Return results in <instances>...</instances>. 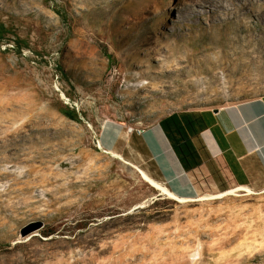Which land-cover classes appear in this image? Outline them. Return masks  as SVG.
<instances>
[{
  "label": "rangeland",
  "instance_id": "rangeland-1",
  "mask_svg": "<svg viewBox=\"0 0 264 264\" xmlns=\"http://www.w3.org/2000/svg\"><path fill=\"white\" fill-rule=\"evenodd\" d=\"M194 1L0 0V264H264L263 191L179 202L97 147L264 95V16Z\"/></svg>",
  "mask_w": 264,
  "mask_h": 264
},
{
  "label": "crops",
  "instance_id": "crops-1",
  "mask_svg": "<svg viewBox=\"0 0 264 264\" xmlns=\"http://www.w3.org/2000/svg\"><path fill=\"white\" fill-rule=\"evenodd\" d=\"M215 110L161 119L180 118L199 156V166L191 169L181 164L161 120L140 135L106 124L98 139L105 151L127 159L178 198L193 201L238 187L264 192V95Z\"/></svg>",
  "mask_w": 264,
  "mask_h": 264
},
{
  "label": "trees",
  "instance_id": "trees-1",
  "mask_svg": "<svg viewBox=\"0 0 264 264\" xmlns=\"http://www.w3.org/2000/svg\"><path fill=\"white\" fill-rule=\"evenodd\" d=\"M9 29L4 24H0V45L8 40ZM16 47L24 46L20 39L13 40ZM60 112L70 120L81 122V119L75 110L69 106H62ZM160 126L170 141L177 157L185 169H191L199 166V156L195 151L185 128L182 126L180 118L175 114L160 121Z\"/></svg>",
  "mask_w": 264,
  "mask_h": 264
},
{
  "label": "bare ground",
  "instance_id": "bare-ground-1",
  "mask_svg": "<svg viewBox=\"0 0 264 264\" xmlns=\"http://www.w3.org/2000/svg\"><path fill=\"white\" fill-rule=\"evenodd\" d=\"M248 4H244L243 6V10L247 13H249L252 16H264V3L262 4H256L255 1H264V0H247ZM218 3V0H200L198 1H194L190 4V6H198V7H210L214 4ZM255 13V15H254ZM113 155H116L117 157H120L119 155L112 153ZM142 172V171H141ZM142 176L146 182H148L153 188H155L157 191H159V193L163 196H166L169 199H173L179 202H186V201H190V200H185V199H181L176 197L172 192H170L164 185L155 182L154 180L150 179L147 174H145L144 172H142ZM238 192H246V193H251L252 191L250 190V188L248 187H238V188H234L231 189L229 191L226 192H222L219 194H208V195H204L200 198H198L197 200H210V199H218V198H222L225 195H229V194H236Z\"/></svg>",
  "mask_w": 264,
  "mask_h": 264
},
{
  "label": "water",
  "instance_id": "water-1",
  "mask_svg": "<svg viewBox=\"0 0 264 264\" xmlns=\"http://www.w3.org/2000/svg\"><path fill=\"white\" fill-rule=\"evenodd\" d=\"M217 111H218V110L216 109L215 112H217ZM97 147H98L100 150H103L104 152H107V151H105V150L102 148V145H101V143H100L98 137H97ZM107 154L111 155L112 157H115V158L120 159L121 161L125 162L127 165H131L133 168H135V169L137 170V172H138V173L140 174V176L143 178V176H142V172H141V170H140L137 166H135V165H133V164H131V163L125 161L122 157L120 158V157H117L116 155H113L111 152H107ZM176 197H177V196H176ZM181 199H182V198H181ZM39 227H40V225H37V226H35V227H32L31 229H28L27 231H25L24 235L30 233L31 231L36 230V229L39 228Z\"/></svg>",
  "mask_w": 264,
  "mask_h": 264
},
{
  "label": "built area",
  "instance_id": "built-area-1",
  "mask_svg": "<svg viewBox=\"0 0 264 264\" xmlns=\"http://www.w3.org/2000/svg\"><path fill=\"white\" fill-rule=\"evenodd\" d=\"M128 131L130 133H136L138 135L142 134L143 133V130L142 129H136V128H129Z\"/></svg>",
  "mask_w": 264,
  "mask_h": 264
}]
</instances>
